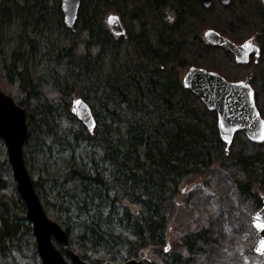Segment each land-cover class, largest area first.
<instances>
[{"label": "trees", "instance_id": "1", "mask_svg": "<svg viewBox=\"0 0 264 264\" xmlns=\"http://www.w3.org/2000/svg\"><path fill=\"white\" fill-rule=\"evenodd\" d=\"M234 1L230 5H237ZM48 3L0 0V12L14 10L22 18L10 55L0 58V90L25 111L23 158L46 216L67 233L69 248L88 264L137 260L145 251L158 259L151 264H195L209 244L202 226L178 231L177 241L187 252L185 260L176 253L166 254L164 248L176 213L187 209L180 184L190 177H206L217 167L256 212L264 200V142L253 144L236 132L226 152L216 113L185 89L181 78L194 67L217 73L228 82H248L264 121V50L257 63L237 65L226 49L202 43L197 36L203 30L224 34L244 18L236 20L232 10L216 2L205 10L200 0H80L74 30L63 29L68 43L57 50V62L65 61L66 68L62 73L52 70L53 88L45 89L32 67L39 41L34 27L24 22V14L44 23L50 15L56 16L61 24L59 0ZM214 5L219 10L212 15ZM110 13L125 25L124 36H113L102 28L100 16ZM120 44L128 58L123 71L111 79L102 78V108L109 124L101 123L92 111L93 132L79 123L69 131L67 141L56 126L58 108L66 119L76 120L68 110V99L79 93L88 103V94L97 88L96 82L88 81V66L97 64L105 47L117 58ZM74 73L80 75L82 92L76 89ZM45 138L66 147L85 141L99 148L96 159L102 166L85 170L68 161L62 176L49 186L41 164L26 165L30 148ZM24 213L6 154L0 151V264H40ZM113 214L120 224L117 232L110 227ZM70 218L73 223H68Z\"/></svg>", "mask_w": 264, "mask_h": 264}, {"label": "rangeland", "instance_id": "2", "mask_svg": "<svg viewBox=\"0 0 264 264\" xmlns=\"http://www.w3.org/2000/svg\"><path fill=\"white\" fill-rule=\"evenodd\" d=\"M53 1L49 0L48 4H52ZM111 14L118 16L115 13L109 15ZM32 16L24 14V22L34 27L37 41H39V47L33 55L32 67L41 85L45 89H52V77L54 76L52 70L55 69L62 73L66 68V62H57L58 56H56L61 45L68 43V39L63 33V29L66 28L62 25V21L59 24L56 16L50 15L46 23L40 20L34 22ZM107 16L100 17L102 18V28L109 33L106 25ZM21 20L20 15L14 10L0 12V58L10 55L16 43ZM78 45L79 40H77ZM127 61L124 45L120 44L117 58H114L111 48L105 47L104 50L100 51L97 64L91 68L88 66V81L94 84L96 82L97 92L93 88L88 94V103L86 104L90 107L91 112L93 111L99 116L100 122L105 125L109 124V117L102 108V103L105 102V95H103L101 89V86L105 88L102 78L108 80L116 77L123 71L122 64ZM74 77L76 89L82 92L83 84L79 82L80 75L74 73ZM108 92L106 90V93ZM78 94L73 93L68 99L69 103L73 99L80 98ZM58 114L60 115L56 122L57 129L63 131L66 134L67 141H70L69 131H73L74 127L79 125V122L66 119L64 111L60 108H58ZM43 140L35 147L30 148L26 165L37 167L41 164L49 177L47 183L49 186L51 180H58L62 176L68 161L78 163L85 170L102 166V163H99L96 159V155L101 153L99 148L90 146L85 141L70 142L71 147H66L55 143L51 138ZM0 151L2 154H6L3 143ZM25 154L26 150L23 146V157ZM53 188L54 190L57 189V184L53 185ZM179 188L187 209L184 212H177L175 215L174 224H172L171 230L166 236V245H164V248L167 249L166 254L176 253L180 256L181 261L185 260L187 252L177 241L180 235L178 231L182 232L184 228L197 229L202 226L209 244L203 249L204 253L195 259V264H264V256H257L252 251L255 236L249 223L253 210L250 204L241 198L237 186L227 173L214 167L206 177H190L184 180ZM48 208L51 209L49 206ZM131 211H133L132 207ZM110 217V227L117 232L120 229V224L115 220L114 214ZM73 222V218L68 220V223ZM72 226L73 224H71ZM142 258L158 263V259L150 251L142 252L137 260ZM114 264L122 263L117 260Z\"/></svg>", "mask_w": 264, "mask_h": 264}, {"label": "water", "instance_id": "3", "mask_svg": "<svg viewBox=\"0 0 264 264\" xmlns=\"http://www.w3.org/2000/svg\"><path fill=\"white\" fill-rule=\"evenodd\" d=\"M219 1L223 5L229 2V0ZM262 1L264 3V0ZM210 2L211 0H202L204 7H208ZM79 5L80 0H59L62 25L68 30H74ZM109 17H112L111 21ZM106 23L112 35L121 36L124 33L117 16H108ZM204 38L213 46H227L237 65H246L250 54H258V50L250 43L245 42L236 46L213 30L207 31ZM181 84L194 94L208 111L216 113L219 138L225 145L226 152L236 132L243 133L246 139L253 144L264 142V139L260 138L264 133V121L256 110L253 91L247 82H227L214 72L191 67L184 73ZM77 101L79 103H76ZM70 113L88 133L93 132L94 117L88 105L80 98L71 101ZM26 139L27 126L24 109L0 90V140L6 149L7 163L15 182L16 193L24 206V218L30 224L40 264H88L70 250L67 233L45 214L24 165L22 148ZM253 217L264 220V200L261 208L250 216L249 223L256 239L252 251L257 256H264V253L256 251L259 241L264 240V230L258 231L253 227ZM56 245L63 249L67 260ZM105 264L113 263L105 262ZM122 264H151V261L147 258L131 259Z\"/></svg>", "mask_w": 264, "mask_h": 264}, {"label": "flooded vegetation", "instance_id": "4", "mask_svg": "<svg viewBox=\"0 0 264 264\" xmlns=\"http://www.w3.org/2000/svg\"><path fill=\"white\" fill-rule=\"evenodd\" d=\"M235 1L237 2V5L235 3L230 5L232 0H229L228 4L223 5L219 0H211L209 6L204 7L202 0H200L202 8L205 10L209 9L212 6L213 2H216V3L220 4L222 7L226 8V10H228V9L232 10L233 18H236V20L238 19L237 18L238 16L244 17V18H242V21H239V19H238L236 27L235 28L229 27V29H227L224 34H221L220 32H218L214 29H205L202 32L198 33L197 37L205 45L207 44V45H210L212 47L226 49L232 56H233V54L229 51L227 46H225V45L213 46L208 41H206V39L204 38L205 33L209 30H213L219 36L227 39L229 42H231L232 44H234L236 46H240V45L244 44L245 42H248L258 50L257 55H255L254 53L249 55L248 63L250 61L257 63L258 59L260 57H262V54H263L262 51L264 50V3L262 0H235ZM238 1H240V3H243L242 8H240V7L238 8V4H240ZM247 8H249L250 10H248ZM261 9H262V12H261ZM218 10H219V8L216 5H214L212 15H215L214 14L215 12L218 13ZM238 10H241L242 13L241 14H239V12L237 13ZM221 11H222V9H221ZM120 23H121V27L124 31V33H123V36H124L125 32H126V28H125V25L121 22V20H120ZM253 25H254V27H252ZM229 36H231V38ZM233 59H234V56H233ZM234 62H235V59H234ZM207 72H212V71H207Z\"/></svg>", "mask_w": 264, "mask_h": 264}, {"label": "snow or ice", "instance_id": "5", "mask_svg": "<svg viewBox=\"0 0 264 264\" xmlns=\"http://www.w3.org/2000/svg\"><path fill=\"white\" fill-rule=\"evenodd\" d=\"M112 17H109V20L111 21ZM248 46V45H246ZM76 103H79L77 101ZM261 139H264V133H262ZM253 227H255L258 231L264 230V220H260L259 217H253ZM256 251L258 253H264V240H260L258 243V246L256 248Z\"/></svg>", "mask_w": 264, "mask_h": 264}]
</instances>
